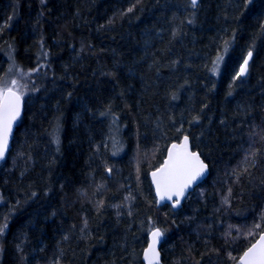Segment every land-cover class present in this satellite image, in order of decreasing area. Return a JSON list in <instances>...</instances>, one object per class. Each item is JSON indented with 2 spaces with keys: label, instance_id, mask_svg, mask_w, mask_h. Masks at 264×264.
Here are the masks:
<instances>
[{
  "label": "trees",
  "instance_id": "trees-1",
  "mask_svg": "<svg viewBox=\"0 0 264 264\" xmlns=\"http://www.w3.org/2000/svg\"><path fill=\"white\" fill-rule=\"evenodd\" d=\"M32 71L0 264H140L154 228L162 264H238L264 231V0H0V81ZM184 136L209 174L157 208L148 174Z\"/></svg>",
  "mask_w": 264,
  "mask_h": 264
},
{
  "label": "snow or ice",
  "instance_id": "snow-or-ice-1",
  "mask_svg": "<svg viewBox=\"0 0 264 264\" xmlns=\"http://www.w3.org/2000/svg\"><path fill=\"white\" fill-rule=\"evenodd\" d=\"M41 2L43 3V0ZM196 3L197 0H192L193 6ZM246 64L247 61H245ZM244 71L245 69L242 67L241 73ZM16 85V80L11 82V86L7 83L0 84V158H3L4 151L7 148L12 122L19 115L20 95L18 94ZM173 148L177 151L175 154L169 153V161L165 162V168L159 170L161 173L159 179H156L157 173H153L158 192L163 186L165 194H168L169 199H171V194L173 193L176 195L182 194L183 189L200 175L205 167L195 153L188 152L187 137H185L183 145H173ZM161 198H163V195ZM152 235L154 238L153 243L145 251L144 258L147 264H158V253L155 251V242L156 238L160 236L159 230L153 232ZM240 264H264V235L244 253L243 257L240 258Z\"/></svg>",
  "mask_w": 264,
  "mask_h": 264
},
{
  "label": "water",
  "instance_id": "water-1",
  "mask_svg": "<svg viewBox=\"0 0 264 264\" xmlns=\"http://www.w3.org/2000/svg\"><path fill=\"white\" fill-rule=\"evenodd\" d=\"M190 4L192 5V0H189ZM199 0H197V3L195 6L198 5ZM193 6V5H192ZM251 60V55H248L245 57L240 69H239V76L240 78H246L248 75V65L249 62ZM245 61H247V64L245 65ZM244 67L245 71L243 73H241V68ZM23 110H24V100L23 98L20 96V102H19V115L18 117L12 122V126H11V131L8 135V143H7V148L4 151V155L3 158H0V165L5 161L7 153L10 149L11 146V142L13 139V134L15 131V128L17 126V124L20 122L22 116H23ZM185 137H182L178 142H172L171 144H169V146L166 149L165 152V156L164 159L162 160L161 164L153 169L152 171L149 172L148 174V179L153 191V195H154V199H155V205L157 208L162 207V206H170L171 209L173 211H176L178 209H180V207L182 206L185 198L198 186L200 185L208 176L209 170H208V166L207 164L201 159V157L199 156V154L196 151H193L191 148V144H190V140L187 137V149L188 152L191 153H195L198 157H199V161L205 166L203 171L200 173V175H198L194 180H192V182L183 189V193L180 195H176L175 193L171 194V199L168 198V194H165L164 188L163 186L161 187L160 191L158 192L157 189V184L154 182V177H153V173H157V177L156 179H159L161 173L159 172L160 169L165 168V162L169 161V153L172 152L173 154H175V152L177 151L176 149L173 148V145H183L185 143ZM163 195V198H161V196ZM177 200L179 201L177 203ZM159 230L160 232V236L156 238V242H155V251L156 253H158V264H162L161 261V244L164 240V234L162 232V230L160 228H154L152 229L149 234H148V238H147V244L146 247L144 248L143 252H142V256H141V262L140 264H147V261L144 258V253L145 251L148 249L149 245L153 243V235L152 233ZM264 235V231L261 232L257 238L255 239V241L246 249L243 251V253L240 255L239 259H238V263L240 264V258L243 257L244 253L246 251H248L249 248L252 247L253 244L257 243L260 240V237ZM151 255V254H150Z\"/></svg>",
  "mask_w": 264,
  "mask_h": 264
},
{
  "label": "rangeland",
  "instance_id": "rangeland-1",
  "mask_svg": "<svg viewBox=\"0 0 264 264\" xmlns=\"http://www.w3.org/2000/svg\"><path fill=\"white\" fill-rule=\"evenodd\" d=\"M37 75L35 74V71L32 72H27V73H21V72H17L11 76H6L5 78H3L0 81V84H4L7 83L9 86H11V82L13 80L17 81V85L16 88L18 89V94L23 98V100H26V98L30 95H32L36 88H35V81L33 80ZM141 163V159L135 160V164H140ZM162 230V229H161ZM163 232V231H162ZM164 233V232H163ZM236 233V235H240L241 233L235 229L232 228L231 230L228 231V234L234 235ZM239 264V263H238Z\"/></svg>",
  "mask_w": 264,
  "mask_h": 264
},
{
  "label": "bare ground",
  "instance_id": "bare-ground-1",
  "mask_svg": "<svg viewBox=\"0 0 264 264\" xmlns=\"http://www.w3.org/2000/svg\"><path fill=\"white\" fill-rule=\"evenodd\" d=\"M209 170V169H208ZM209 174V173H208Z\"/></svg>",
  "mask_w": 264,
  "mask_h": 264
}]
</instances>
